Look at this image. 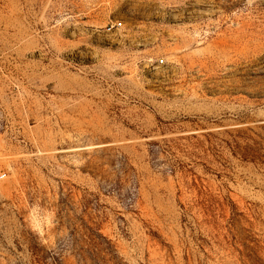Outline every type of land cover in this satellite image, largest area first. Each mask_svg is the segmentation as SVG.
I'll return each mask as SVG.
<instances>
[{
  "label": "rangeland",
  "instance_id": "374dc122",
  "mask_svg": "<svg viewBox=\"0 0 264 264\" xmlns=\"http://www.w3.org/2000/svg\"><path fill=\"white\" fill-rule=\"evenodd\" d=\"M0 264H264V0H0Z\"/></svg>",
  "mask_w": 264,
  "mask_h": 264
},
{
  "label": "bare ground",
  "instance_id": "6f19581e",
  "mask_svg": "<svg viewBox=\"0 0 264 264\" xmlns=\"http://www.w3.org/2000/svg\"><path fill=\"white\" fill-rule=\"evenodd\" d=\"M238 4V3H237Z\"/></svg>",
  "mask_w": 264,
  "mask_h": 264
}]
</instances>
